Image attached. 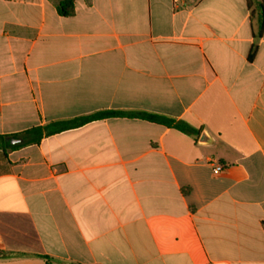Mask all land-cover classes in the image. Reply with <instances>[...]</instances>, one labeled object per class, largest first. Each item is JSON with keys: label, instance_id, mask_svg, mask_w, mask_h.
<instances>
[{"label": "crops", "instance_id": "1", "mask_svg": "<svg viewBox=\"0 0 264 264\" xmlns=\"http://www.w3.org/2000/svg\"><path fill=\"white\" fill-rule=\"evenodd\" d=\"M60 1L0 0V135L104 110L199 133L113 117L0 148V264H264V29L246 0H74L69 17Z\"/></svg>", "mask_w": 264, "mask_h": 264}, {"label": "trees", "instance_id": "2", "mask_svg": "<svg viewBox=\"0 0 264 264\" xmlns=\"http://www.w3.org/2000/svg\"><path fill=\"white\" fill-rule=\"evenodd\" d=\"M246 4L248 9L251 10L252 18L256 16L258 19V36H260L264 29V2L263 0H246ZM57 9L58 13L63 17L72 16L74 14V0H61ZM253 56L254 53L250 55V59L253 58ZM113 117H138L167 127L175 128L188 135H197L199 133L198 130H195L185 122H177L161 115L148 113L133 114L121 111L104 110L69 120L53 121L46 125L34 126L21 134L0 135V148L6 151L7 149L15 150L27 145L39 144L44 137L79 128L94 121ZM16 138H21L22 142L13 143V140ZM8 257H11V254L0 252V258ZM45 258L49 261L48 257L45 256Z\"/></svg>", "mask_w": 264, "mask_h": 264}, {"label": "built area", "instance_id": "3", "mask_svg": "<svg viewBox=\"0 0 264 264\" xmlns=\"http://www.w3.org/2000/svg\"><path fill=\"white\" fill-rule=\"evenodd\" d=\"M179 0H175V2H178ZM223 167L221 165H216L214 168V172L215 173H220L221 171H223Z\"/></svg>", "mask_w": 264, "mask_h": 264}, {"label": "water", "instance_id": "4", "mask_svg": "<svg viewBox=\"0 0 264 264\" xmlns=\"http://www.w3.org/2000/svg\"><path fill=\"white\" fill-rule=\"evenodd\" d=\"M15 142H20L21 140L20 139H17V140H14Z\"/></svg>", "mask_w": 264, "mask_h": 264}]
</instances>
